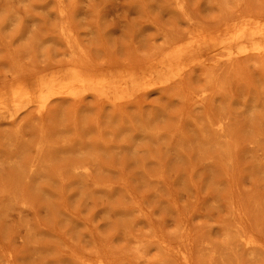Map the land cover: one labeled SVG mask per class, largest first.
I'll return each instance as SVG.
<instances>
[{"label":"rangeland","instance_id":"obj_1","mask_svg":"<svg viewBox=\"0 0 264 264\" xmlns=\"http://www.w3.org/2000/svg\"><path fill=\"white\" fill-rule=\"evenodd\" d=\"M243 16L264 26V0H0V84L20 89L0 264H264V52L234 39ZM188 33L216 47L170 61ZM75 74L80 97L57 95ZM37 79L57 83L42 113Z\"/></svg>","mask_w":264,"mask_h":264},{"label":"bare ground","instance_id":"obj_2","mask_svg":"<svg viewBox=\"0 0 264 264\" xmlns=\"http://www.w3.org/2000/svg\"><path fill=\"white\" fill-rule=\"evenodd\" d=\"M232 18H234V17H231V19H229V22H231L232 24H235V22L233 21ZM250 21L251 20L249 17L243 16L241 18V22L239 23L240 27L237 30V32L235 33L234 39H241V40H245V41L246 40H250V41L253 40V42L251 44L253 46V49L258 51V52H264V26L259 25V23H257V25H254V24L252 25V24H250ZM185 36H188V37L183 36V38L181 37L182 39H180L182 41H183V39L187 40V43L185 44V46L184 47L183 46L177 47L172 52H170L166 55V57L170 61L180 60L183 54H191V53H194L195 51H197L198 49H202V48H210L211 49V48L216 47V45H214V43H212V42L209 43V42H203L200 40H198V41L192 40L190 38V33H188ZM235 56H236V52H229L224 56V58L226 60L235 61V60H233V58ZM237 63H239V62H237ZM234 65H235V63L233 64V66ZM75 76H76V74L71 79L65 81L64 83H61V87H60L61 91L59 90L57 95H59V96L64 95V96H69V97H80L79 94H77V91L75 90L77 87H76V84L74 82L75 81H82V79L77 78ZM97 84L102 85L100 83H96L93 87L91 86V91H94L93 93H95L98 90L100 93L99 95H102L103 91L99 90V88L102 86L97 87L96 86ZM7 86H8L7 83H1L0 84V91H2V97L0 99V118L5 119V120H9L7 122L8 126H14L15 114L14 115L8 114L7 106L5 105L4 100L6 98L9 99L12 97L13 98L17 97L20 89L13 88V86L11 84H9V89L7 88ZM54 88L57 89V83H56L55 79H51L48 81L43 80V79H37L35 81L34 85L30 88L31 92L34 93L35 96L27 98V102L25 104V107H26L25 111H27L29 109L31 110L32 104L35 103L34 109H36L37 112L42 113L47 108V104H48L50 95H52V91L54 90ZM112 101L114 102L115 100H112ZM32 111H33V108H32Z\"/></svg>","mask_w":264,"mask_h":264}]
</instances>
